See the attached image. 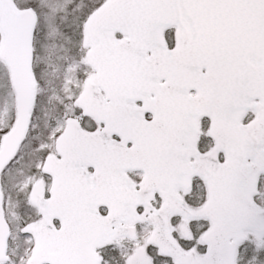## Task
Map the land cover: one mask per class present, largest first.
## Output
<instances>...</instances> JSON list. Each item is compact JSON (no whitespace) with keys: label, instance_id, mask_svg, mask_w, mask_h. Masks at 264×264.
Returning a JSON list of instances; mask_svg holds the SVG:
<instances>
[{"label":"snow or ice","instance_id":"snow-or-ice-1","mask_svg":"<svg viewBox=\"0 0 264 264\" xmlns=\"http://www.w3.org/2000/svg\"><path fill=\"white\" fill-rule=\"evenodd\" d=\"M0 264H264V0H0Z\"/></svg>","mask_w":264,"mask_h":264}]
</instances>
